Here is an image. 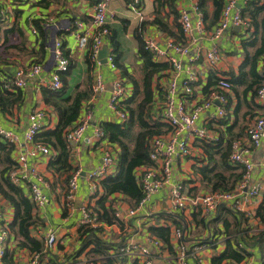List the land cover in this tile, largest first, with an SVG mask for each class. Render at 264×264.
I'll use <instances>...</instances> for the list:
<instances>
[{
    "label": "trees",
    "instance_id": "1",
    "mask_svg": "<svg viewBox=\"0 0 264 264\" xmlns=\"http://www.w3.org/2000/svg\"><path fill=\"white\" fill-rule=\"evenodd\" d=\"M22 3L25 0H21ZM179 0H153L151 19L144 18L138 21V25L133 29V36L137 42V55L141 60L140 77L127 73L124 66L119 64V42L115 30L107 24L110 34V52L113 54L116 67H120L123 75L128 77L132 83L131 93L119 102V107L126 112L123 121H103L100 127L104 132V139L118 148L115 171L100 180L101 191L94 195L95 205H88V209L96 215L98 221L105 225L116 224L123 228L124 222L115 215L113 206L114 196L120 194L125 197L131 208L135 207L142 198L141 186L136 179V168L150 166L152 164L148 155V141L154 135H161L168 130V124L158 115L155 106V92L159 99L163 98L164 91L158 80L167 76L170 68L165 61H158L153 58L151 52L145 48L144 31L147 26H153L167 37L173 38L175 42L184 44L185 37L179 21L180 10L176 3ZM203 15L205 28L211 29L220 18V13L227 0H196ZM95 0L92 1L94 3ZM211 3L212 10L208 12V3ZM64 6L67 0H37L34 6L47 10L50 5ZM143 6V0H142ZM127 7V6H126ZM143 8V7H142ZM1 9V7H0ZM241 17L249 22L248 36L241 40L243 59L239 64L237 73L230 72L227 78L231 83V91L236 97V104L233 107V114L237 115L240 105L243 103L247 109L242 116V125L236 128V121L231 124L229 120L230 96L227 95L225 105V115L218 119H212L216 125H223L225 129L219 130L216 139L202 140L196 139V145L202 149V155L196 157L194 172L200 176V183L204 190H222L232 192L242 178V169L229 162L230 143L245 134L247 129L244 118L247 114L255 115L253 107L257 91L264 85V71L260 70L259 62L264 57V0H249L239 8ZM14 12V14H13ZM20 9L8 12V17H13L9 26L3 27L4 19L0 16V113H10L11 110L19 106L23 93L20 88L7 85L11 82L15 67L24 64L20 58H24L27 63L41 62L45 54L44 46L47 43L48 32L45 27L46 17L44 14L31 19L32 25L37 29L38 34L32 44L28 41L25 30L18 23ZM145 16V15H144ZM146 17V16H145ZM70 21L75 20V15L70 17ZM82 19H84L82 17ZM29 23L27 20L25 21ZM91 43L89 42L88 46ZM67 56V51L64 50ZM10 57L12 61L10 60ZM85 62L87 64V76L84 86L77 85L72 92H69L66 79L62 75V87L59 90H52L48 87L41 88V95L44 104L51 107L57 115V123L54 128L43 129L36 135V140L46 143L54 154L47 162L48 170L56 176L64 175V181L74 170L70 162V146L65 135L79 119L81 109L86 100L91 97L92 76L90 70L93 68L90 60L89 49H86ZM71 63L69 62V68ZM69 70V69H68ZM68 72V71H67ZM63 73V72H62ZM61 77V76H60ZM218 77L209 73L206 84L202 90L207 96L212 87L216 85ZM14 146L0 139V194L12 208L11 219L7 226L15 237V247L6 249L3 260L6 264H14V253L19 249L27 250L28 253L41 252L43 250V240L32 234V229L39 225L37 210L29 196L20 185L12 183L9 179V172L15 167ZM262 201L255 211V217L260 222H264V191ZM66 204V202H65ZM231 207V206H230ZM225 203L218 205L215 213L202 215V211L194 210L192 218L196 225L209 233L204 239L193 243L214 246L218 236H222L224 248L217 255L210 258L211 264H222L226 261L231 263L242 262L251 255L248 248L260 244L264 247V230L252 233L248 218L236 208ZM67 215L64 207L62 216ZM222 224L219 227L218 224ZM79 247L71 255H64V260L59 259L56 254L48 252L45 264H79V255L84 253L86 258L94 259L100 264H118V247L124 242V238L118 242H108L98 234L103 231V227L78 226ZM150 235L157 237L165 245L167 250L174 254L171 243V228L168 225L148 226ZM218 235V236H217ZM215 237V238H213ZM192 245H189L190 247ZM58 244L56 245L57 248ZM59 248V247H58ZM62 248V247H60ZM40 259L39 262H42ZM190 263V261H189ZM227 263V264H231ZM41 264V263H40ZM129 264H138L136 259L130 260ZM225 264V263H224Z\"/></svg>",
    "mask_w": 264,
    "mask_h": 264
},
{
    "label": "built area",
    "instance_id": "2",
    "mask_svg": "<svg viewBox=\"0 0 264 264\" xmlns=\"http://www.w3.org/2000/svg\"><path fill=\"white\" fill-rule=\"evenodd\" d=\"M17 1V0H12ZM191 5L193 18L190 13L182 8L180 10L179 21L185 37V43H178L173 38L167 37L164 41V47H161L158 40L148 33V27L144 31V44L153 58L158 61H165L170 68L167 70V81L162 86L164 96L155 100V106L159 117L168 124V130L161 135H154L148 141V155L152 164L150 166H141L136 168V179L143 193L142 198L137 205L129 208L125 215L115 209V215L124 223L135 216L139 211H144L147 217L151 213L148 210L147 202L151 195L165 186H169V192L172 197L173 207L184 211L189 204L194 210H201L202 214H213L219 204L225 203L233 208L241 209L240 205L249 199L261 195L264 188L263 180H253L252 173L254 162L252 153L258 148L264 138V115L256 117L248 126L243 136L233 139L230 143L229 162L232 165L239 166L242 169V178L238 182L235 190L226 192L222 190L205 191L190 195L182 181H174L172 164L176 158H196L202 155V149L193 146L192 141L196 139L210 140L216 139L209 134L210 130L206 125H198L197 120L200 113L210 108L216 107L213 119L221 118L225 115V105L227 104V95L231 93V83L226 75L217 72L221 60V52L216 44L221 36L228 30L238 27L243 36H248L250 25L247 19L241 17L239 9L236 7L237 0H227L223 6L220 18L213 29L206 32L202 12L199 9L196 0H187ZM111 0H95L90 4L88 11L89 26L82 20H74L71 30L77 37V47L86 52L89 49L92 65L99 64L98 54L104 42L109 37L110 31L107 26L108 9ZM126 6L131 10L138 20L145 18L143 13L142 0H124ZM5 10L0 11V16L4 21H8ZM52 18L46 19L45 27L53 24ZM28 32L37 36L38 31L32 25L31 20L28 23ZM156 29V28H155ZM264 30V22H263ZM200 32L195 36L194 32ZM205 36L212 41V44L204 48L200 39ZM89 42L91 43L88 46ZM173 53L175 55H173ZM53 55L55 59V70L50 74L47 87L52 90H59L62 87L60 73L66 72L69 67V61L64 54L62 42L59 39L54 41ZM202 58L206 67L213 70L219 78L212 91L203 98L200 103L191 108L185 105L184 96L193 95L194 85L199 82L200 75L194 68L193 63ZM106 63L110 68L116 69L113 54L107 55ZM260 70L264 71V57L260 59ZM43 71V64L40 62L21 64L15 67L11 82L7 87L24 88L27 79L38 78ZM91 81V97L86 100L81 109V115L78 121L66 132L65 138L70 146V151L78 146L82 134L90 123V105L105 91V83L102 74L99 71H93ZM130 91L123 77L114 79L112 92L108 99V107L114 114V117L120 121L126 118V112L119 107V102L129 95ZM179 97H181L179 99ZM259 102L264 101V85L260 87L256 94ZM46 111L44 108L34 109L27 117V127L23 133V142L28 147H22L19 136L12 130L6 129L0 125V139L7 141L14 146L15 167L9 172V179L12 183L25 186L28 190L27 195L31 199L36 210L45 207L49 202V195L46 192L47 182L41 172L36 167L29 165L28 159H47L54 154L51 148L44 142L36 140V135L44 127ZM94 135L102 140L104 132L97 125L94 127ZM199 149V150H198ZM116 151V150H115ZM104 149V154L100 163L87 174L88 190L92 198L100 191L99 182L105 176L110 175L116 166L117 151ZM201 153V155H199ZM261 165L264 171V153L261 156ZM80 169H74L67 180L65 187V202L68 208H72L73 199L78 188V176ZM83 205L80 210L79 226L89 227H111L98 221L87 207ZM6 219L0 223V264H6L3 260L7 249L10 230ZM116 225V224H115ZM101 231L100 233H102ZM43 250L41 252L29 253V258L25 264H38L40 259L46 261L48 252L53 251L58 244V232L53 226L45 229L43 237ZM185 229L182 227H173L171 230V243L174 249V262L176 264H190L192 259L195 264H203L201 253L207 248L204 244H195L191 247L185 242ZM145 242H134L130 238L118 247V264H129L128 261L136 259L138 264H155L152 251L148 247L160 251L165 245L157 237L147 235ZM113 242V240L111 241ZM166 248V247H165ZM15 264V263H14ZM79 264H100L91 258L80 259Z\"/></svg>",
    "mask_w": 264,
    "mask_h": 264
},
{
    "label": "crops",
    "instance_id": "3",
    "mask_svg": "<svg viewBox=\"0 0 264 264\" xmlns=\"http://www.w3.org/2000/svg\"><path fill=\"white\" fill-rule=\"evenodd\" d=\"M35 1L37 0H25L22 3L21 0H0V11L5 10L6 12H10L12 14V11L20 9L21 13L18 23L24 28L25 35L28 41H30V43L32 42V44L36 38L35 36L29 34V24H27L25 21L27 20L29 22L31 19L41 14H44V16L47 15L45 16L46 19L51 17L52 21H54V23L51 24L47 29L49 36L47 43L44 46L45 54L41 58V62L43 64L42 74L36 79L26 80V85L21 89L23 98L19 106L14 107L9 114L0 113V125L6 129L14 131L19 136L22 147H28V145L23 142V133L27 127V117L34 109L44 108L46 111L43 129L54 128L57 123L56 113L53 109H51L50 106L44 104L41 95V88L47 87L50 74L55 70V59L53 55L55 39H59L62 42L63 49L67 51V59L71 63L70 68L68 67V72L66 71L60 73V78H62L63 75L66 79L69 92L73 93L77 85L83 87L84 80L87 76V64L84 58L85 51L80 50L77 47V37L71 30L72 22L74 20L70 21V17L75 15V20H82L88 24L87 26H89L88 11L90 10V4L93 0H67L66 5L56 6L51 4L47 10L41 9L38 6H34L33 2ZM123 1L114 0L113 2H110L107 22L110 28L115 30V32H117L118 28H122L121 36H118L116 33L117 40L119 42V51L121 54L118 62L121 66L125 67L128 74L134 75L137 79H139L141 60L137 55V42L133 36V29L138 25L139 20L136 15L126 7V3ZM247 1L249 0H237L236 7L239 8L240 6H243ZM152 2L153 0H143V13L146 16L145 18L151 19ZM237 5H239V7ZM176 6L179 10L185 8L190 13L191 18H193L191 5L187 0H179L176 3ZM207 10L208 12H211L212 10V5L210 2L208 3ZM82 17L84 19H82ZM12 20L13 17L9 15L8 21L4 23H9L7 25L9 26ZM147 27L148 33L158 40L161 47H164V41L167 38L165 33L160 32L153 26ZM213 27H211V29L205 28L206 32L212 30ZM194 34L195 36H202L199 35L200 32L198 31H195ZM243 38L244 36L242 31L235 28L226 31L221 36V38L216 41V44L221 52V60L219 66L217 67V72H219L221 75L227 76V74L230 72L237 73L239 64L243 59L241 45V40ZM200 43L204 48H207L212 44V41L203 36L202 39H200ZM104 45H106L108 49L111 50L109 38L106 39ZM173 55L175 54L173 53ZM27 62L29 61H25L24 64ZM193 66L198 71L200 80L194 85L193 95L183 97L185 99V105L187 108H191L203 100L205 96L202 88L207 82L209 73L216 75L215 71H211L206 67L202 58L198 59V61H195ZM93 71H99L102 74L106 87L104 93L99 95L90 105V123L82 134L78 146L70 151V162L72 167L74 169H80L77 179L78 188L73 199L72 208H68L65 204L66 183L64 181V175L59 177L53 175L48 170V160L45 159V157L44 159L41 158L38 160L31 158L28 159L29 165L36 167V169L43 174L47 182L46 192L49 195V202H47L45 207L37 210L40 223L32 229V234L37 238H42L47 227H55L58 232V246L54 249L52 254H56L59 259L62 260H64L65 254L71 255L79 247L80 239L77 230L81 213L80 208L83 205H95V198H92L88 190L87 174L96 166H98L104 154V149L108 148L112 151L118 150L115 145L109 143L105 139L100 140L94 135V127L97 125L100 126L101 122L118 120L114 117V114L108 107V99L112 92V84L114 79L119 76L123 77L130 93L132 90V83L128 77L123 75L119 66L116 69H112L107 63H99L93 66V68L90 70V74H92ZM166 81L167 76H164L158 80L159 84L162 86L166 83ZM61 82L63 81L61 80ZM229 96L231 102L229 107L230 115L228 123L231 124L237 119V123L235 125L236 128H239V126L243 124L242 116L247 107L242 103L239 107L237 115H234L232 110L237 100L233 91H231ZM180 98L181 97H179V99ZM158 99L159 95L157 92H155V100ZM255 103L258 104V106L253 107V112L255 115L251 116L250 114H247L245 116L244 121L246 125L250 124L256 117L264 115V101L259 102L255 98ZM215 112L216 107L211 106L200 113L197 120L198 125H206V127L210 130L209 134L214 138L218 135L219 130L225 129V126L216 125L211 122ZM192 143L193 146L198 148V146L195 144L196 140H193ZM15 151L17 152V149H15ZM263 153L264 138L262 144L252 153V160L255 165L252 173L253 180L264 179V171L261 165V156ZM199 155H201V153H199ZM195 159L196 158L187 157L176 158L172 164L174 181H182L190 195L207 191L201 186L199 174L194 172V166L199 165L196 164L197 162ZM114 171L115 168L113 169L112 173ZM23 189L27 194V188L23 186ZM169 189V186H165L151 195L146 207L151 213L150 217H147L144 211H139L135 216L129 219L128 223L124 224L122 229H120L118 225L113 224L108 228L103 227V232L99 233L98 235L108 242H111L112 240L113 242H118V240L122 238H130L134 242H145L144 238L149 235V232L147 231L148 226L168 225L171 230L173 227H182L185 229L184 240L188 245H192L196 241L204 239L208 235L209 231L196 225L192 218L194 209L191 208L189 204L184 211L175 209L173 207V199L170 195ZM262 193L258 197L241 203V209H237L240 212H243V214L248 218L247 223L251 225L252 233L259 230H264V222H260L259 219L255 217V211L263 198ZM114 198L113 206L120 212L121 216L125 215L131 206L125 197L120 194H116ZM64 207L67 210L66 216H62V210ZM229 208L232 209L230 206ZM11 215V206L0 194V223H2L4 219H6V222H8L11 219ZM218 226L222 227V224L219 223ZM15 244V237L11 233L6 245L7 249L10 250L14 248ZM260 244H257L254 247L250 246L248 250L251 255L247 256L242 262L231 263V261H226L222 264H245L244 262H248V264H264V247H260ZM148 247L152 251L153 261L155 264H176L173 260L174 254L169 252L167 248L162 247L160 251H157L155 248L151 247L150 244ZM223 248L224 244L222 242V236L220 235L217 237V241H215L214 246H207V248L202 251L201 258L203 260V264H211L210 258L221 252ZM28 258L29 253L27 250L19 249L14 253L15 264H25ZM83 258H86L84 253L79 255V259ZM129 262L130 261H128V263ZM40 263L45 264L44 261L39 262L38 264ZM190 264H195V262L190 259Z\"/></svg>",
    "mask_w": 264,
    "mask_h": 264
},
{
    "label": "water",
    "instance_id": "4",
    "mask_svg": "<svg viewBox=\"0 0 264 264\" xmlns=\"http://www.w3.org/2000/svg\"><path fill=\"white\" fill-rule=\"evenodd\" d=\"M239 7V5H237ZM236 29H238V27H236ZM109 53V49L106 45H103L99 51V54H98V58H99V62L101 64H105L106 63V58H107V55Z\"/></svg>",
    "mask_w": 264,
    "mask_h": 264
},
{
    "label": "rangeland",
    "instance_id": "5",
    "mask_svg": "<svg viewBox=\"0 0 264 264\" xmlns=\"http://www.w3.org/2000/svg\"><path fill=\"white\" fill-rule=\"evenodd\" d=\"M113 1H114V0H111V2H113ZM120 1H121V0H120ZM122 1H123V0H122ZM123 2H124V1H123ZM6 14H8V12H7ZM7 16H8V15H7ZM2 23H3V24H2L3 27H6V26L9 24V23H4V22H2ZM121 32H122V28H118L116 33H117L118 36H121V34H122ZM1 36H2V32L0 33V37H1ZM122 41H123V39H122ZM123 44H124V41H123ZM11 58H12V57H10V60H9V61H12ZM20 60H22V63H25L24 58H20ZM244 263H245V264H248V262H244Z\"/></svg>",
    "mask_w": 264,
    "mask_h": 264
}]
</instances>
